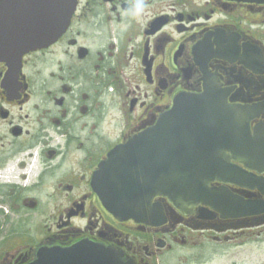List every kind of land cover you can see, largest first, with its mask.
Segmentation results:
<instances>
[{
    "label": "flooded vegetation",
    "instance_id": "1",
    "mask_svg": "<svg viewBox=\"0 0 264 264\" xmlns=\"http://www.w3.org/2000/svg\"><path fill=\"white\" fill-rule=\"evenodd\" d=\"M49 1L50 19L23 20L25 0H0V36L54 28ZM74 1L56 40L0 59V264L81 241L112 246L133 264H165L201 243L264 235V0ZM200 96L238 107V124L248 126L232 163L251 181L209 188L234 196L238 214H253L227 218L155 195L149 223L116 217L94 187L101 164L183 98L181 112L197 113L186 120L205 123L191 106Z\"/></svg>",
    "mask_w": 264,
    "mask_h": 264
},
{
    "label": "water",
    "instance_id": "2",
    "mask_svg": "<svg viewBox=\"0 0 264 264\" xmlns=\"http://www.w3.org/2000/svg\"><path fill=\"white\" fill-rule=\"evenodd\" d=\"M52 2L44 0L35 6L32 0H25L23 6L27 10L17 15L23 20L43 16L50 19ZM54 2L53 6L58 8L55 27L49 28V24L33 25L25 29L23 34L0 36V59L22 55L31 49L48 45L64 32L75 9V1ZM34 9L35 14L32 11ZM50 22L54 23L53 20ZM197 99L191 106L193 109L198 108V113L207 119L205 123L199 125L186 120H194L191 116L197 113L181 112L187 106L183 98L172 115L166 114L157 126L136 134L126 144L114 148L109 159L101 164L94 179V187L104 205L116 217L135 218L149 223L147 218L156 216L150 210L155 195L168 197L179 208L197 204L211 205L227 218L253 214V211L238 214L236 210L239 204L234 196L223 188H209L210 183L215 181L239 184L241 175L251 181L248 174L232 163L233 159H237L236 152L246 148L242 142L238 150L236 142L239 141L237 135L247 133L248 126L238 124V107L225 102V105L215 108L213 104L205 105L208 99L205 96ZM197 104L202 107L195 106ZM175 118L178 120L175 121ZM194 127L203 128L197 130ZM212 150L214 154L210 153ZM248 151L246 149L245 152ZM260 204L264 205V202ZM27 264L133 262L124 260L122 253L112 246L81 241L70 247H41L36 258Z\"/></svg>",
    "mask_w": 264,
    "mask_h": 264
},
{
    "label": "rangeland",
    "instance_id": "3",
    "mask_svg": "<svg viewBox=\"0 0 264 264\" xmlns=\"http://www.w3.org/2000/svg\"><path fill=\"white\" fill-rule=\"evenodd\" d=\"M8 248V246L6 247ZM3 247L0 252L4 250ZM165 264H264V235L244 237L229 242L201 243L174 256H167Z\"/></svg>",
    "mask_w": 264,
    "mask_h": 264
}]
</instances>
